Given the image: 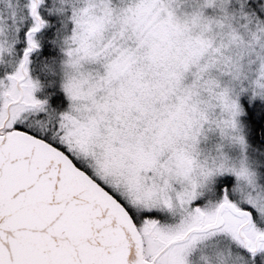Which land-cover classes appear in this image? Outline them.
<instances>
[{
    "label": "snow or ice",
    "instance_id": "1",
    "mask_svg": "<svg viewBox=\"0 0 264 264\" xmlns=\"http://www.w3.org/2000/svg\"><path fill=\"white\" fill-rule=\"evenodd\" d=\"M0 264H264V0H0Z\"/></svg>",
    "mask_w": 264,
    "mask_h": 264
}]
</instances>
